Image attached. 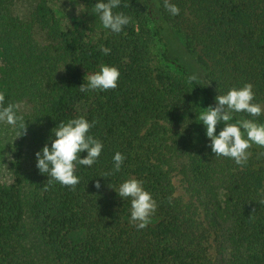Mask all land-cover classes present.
Here are the masks:
<instances>
[{
    "label": "trees",
    "instance_id": "obj_1",
    "mask_svg": "<svg viewBox=\"0 0 264 264\" xmlns=\"http://www.w3.org/2000/svg\"><path fill=\"white\" fill-rule=\"evenodd\" d=\"M15 1L0 0V92L18 105L25 129H13L12 180L0 182V264H264V154L244 166L215 157L195 120L216 95L245 83L264 109V0H169L176 16L163 0H121L113 11L130 23L96 38L89 26L61 28L48 0H35L26 18L14 13ZM78 1L95 13L96 0ZM173 30L184 32L185 49L199 47L200 72L182 57ZM154 43L170 67L157 76ZM101 63L119 69L117 87L81 93ZM80 116L94 121L101 155L92 167H76L75 187L49 185L34 153L60 121ZM244 118L264 123V112L234 114ZM117 151L125 159L113 173ZM173 171L203 219L175 195ZM128 178L142 180L157 203L143 229L114 191Z\"/></svg>",
    "mask_w": 264,
    "mask_h": 264
},
{
    "label": "clouds",
    "instance_id": "obj_2",
    "mask_svg": "<svg viewBox=\"0 0 264 264\" xmlns=\"http://www.w3.org/2000/svg\"><path fill=\"white\" fill-rule=\"evenodd\" d=\"M121 0H96L95 13L98 15L104 29L113 34H119L130 23L131 18L123 12H114L120 7ZM166 11L172 15H179L180 9L175 3L163 0ZM100 52L107 56L111 49L100 47ZM120 77L119 69L114 65L101 63L98 70L88 75L86 83L79 86L81 93L90 90L106 91L115 89ZM189 81L196 76L188 77ZM254 92L250 83L241 87L229 88L226 93L214 97V105L200 108L195 117L196 122L204 127L207 147L215 157H225L234 161L237 166H244L250 153L247 151L252 144L264 147V123L255 119H234V114L246 113L249 117L261 116L264 109L259 103H254ZM0 122L13 129H25V121L19 114L18 105L5 103V96L0 92ZM223 127L217 132L218 124ZM94 121L85 117L60 121L51 129V134L44 145L34 153L35 166L47 177L48 184L53 181L68 187H75L79 183V176L75 174L76 167H92L99 159L103 150L102 142L95 138L90 129ZM20 136V135H19ZM195 142V140H194ZM86 155L81 157V153ZM125 156L115 152L112 156V172H119ZM104 177V176H101ZM97 189L100 183L95 184ZM117 196L128 200L130 204L129 220L137 229H143L149 223L151 216L157 209L156 200L144 187L143 181L135 178L123 180L116 189Z\"/></svg>",
    "mask_w": 264,
    "mask_h": 264
},
{
    "label": "rangeland",
    "instance_id": "obj_3",
    "mask_svg": "<svg viewBox=\"0 0 264 264\" xmlns=\"http://www.w3.org/2000/svg\"><path fill=\"white\" fill-rule=\"evenodd\" d=\"M14 6V13L21 18H26L35 4V0H16ZM48 5L52 9L54 15L57 17L61 28H66L72 23H78L80 25L89 26L92 28L90 33L91 37L96 38L104 32L102 24L97 20L95 13L85 9V7L78 0H48ZM173 39H176L183 48L184 60L187 63L195 65L196 59H200V49L195 45H190L185 49V39L184 32L173 30ZM161 47L154 43L151 47V68L153 69L154 76H157L159 69L164 68L165 70H170L165 62L161 58ZM196 62V63H195ZM195 63V64H194ZM194 68H197L200 72L199 64L197 63ZM202 107V105H201ZM221 126H217V132L221 129ZM17 137L14 133L12 127L0 122V182L9 183L12 180V164L15 160L14 158V144ZM250 155L249 158L259 159L264 154V147L252 144L247 150ZM172 182L174 185L175 195L178 196L187 205L197 206L200 211V218H202V211L196 201V198L190 193L187 185L180 174L176 171L172 172ZM214 235L210 234L209 240L207 242V251L211 261L215 257V243Z\"/></svg>",
    "mask_w": 264,
    "mask_h": 264
}]
</instances>
